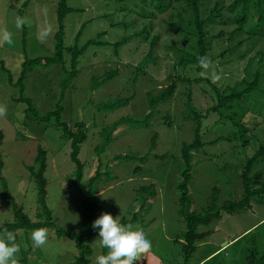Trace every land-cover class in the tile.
I'll return each instance as SVG.
<instances>
[{
	"label": "rangeland",
	"instance_id": "rangeland-1",
	"mask_svg": "<svg viewBox=\"0 0 264 264\" xmlns=\"http://www.w3.org/2000/svg\"><path fill=\"white\" fill-rule=\"evenodd\" d=\"M58 1L0 0V129L4 133L0 146L4 157L2 175L10 194L23 207L25 214L31 220H36V189L26 166L34 164L36 147L40 144L47 151L46 202L53 220L59 228L78 233L81 199L74 186L69 141L61 136L55 122L45 128L37 127L34 122L23 123L26 104L17 100L20 88L14 85L24 61L54 55L55 34L59 30L56 18ZM140 1L67 0L69 7L78 10L64 17V47H82L103 33L98 39L101 43L90 44L79 57L77 75L64 95L60 94V81L66 75L63 67L70 70V53L67 51L63 53V64L38 66L26 72L24 93L41 113L55 109L56 103L61 100L62 121L69 126L77 121L86 124L88 137L81 145L80 152L85 163L83 182L89 180L100 162L102 170H107L114 177L109 181L103 178L96 183L99 199L96 218L102 212L111 214L113 218L119 216L121 223L132 224L136 230L145 232L152 242L151 250L136 264H184L185 258L181 252L183 241L177 237L187 230V224L179 212L181 208L176 185L185 167L180 156L181 143L192 139L194 123L184 120L187 113L184 112L185 94L188 89L191 91L192 106L203 114L216 103V97L205 82L179 84L174 96L158 106L147 126L135 124V120H141L149 111L148 92L157 94L169 85L170 76L180 75L191 79L200 76L195 66L175 67V56L170 45L174 44L180 49L191 45V40L185 34L170 26L172 21L177 20L170 19L171 13L176 14V10L156 15L151 34H157L159 40L145 66L149 43L143 36H133L148 20L143 13L150 12ZM216 1L223 5V9L222 18L209 23V33L213 36L220 30L229 33L236 26L235 15L241 10V6L227 10L226 6L233 0H203V16L209 14ZM251 11L244 30L236 37L227 39L224 35L213 38V41L211 39L208 64L203 75L218 89L229 93L232 88L241 90L244 85L240 82L251 81L255 71H259V86L247 96L233 101L229 108L222 110L221 115L212 112L202 119L200 132L202 141L208 142L235 133L237 128L233 123L241 122L250 128L246 136L249 142L244 146L241 138L232 141L222 139L205 143L192 151L188 185L191 203L184 205L183 212L204 213L211 203L214 187L219 190L217 207L228 200L240 199L243 194L240 178L242 166L258 145L264 143V34L249 36L246 32L257 19L256 11L253 8ZM18 20L24 21L19 28L16 26ZM261 31L264 33V26ZM5 33L11 34V42L4 41ZM126 38V43L115 45ZM237 41L242 42L237 44ZM136 67L142 68L145 73L138 72L133 81ZM116 68L117 76L96 88L92 87V77L99 80L106 71ZM9 74L13 84L8 81ZM131 96L127 103L111 108L110 103L117 98ZM166 114L169 117L165 118ZM124 116H130L133 121L122 126L114 140L98 156L94 149L101 141V128ZM153 133H157L156 147L149 152ZM120 154L143 156L144 160L116 157ZM155 154H165L166 157L156 159ZM136 167L140 169L136 171ZM263 177L262 173L258 179ZM150 184H154L156 191L153 197L139 193L140 187ZM12 218L11 205L0 196V224ZM45 229L48 240L40 248L32 245L30 233L28 238L23 230L13 233L19 236L17 243L22 245V249L29 244L33 247L28 260L18 264H73L79 254L75 242L66 236L57 237L54 228ZM199 231H208V235L195 242L196 249L186 264H250L247 259L250 250L256 252V261L264 251V205L252 203L247 210L221 212L219 218L200 226ZM98 245V232L95 230L89 241L91 253L86 257L87 264H95L97 255L107 254V249H101ZM21 255L22 251L17 260Z\"/></svg>",
	"mask_w": 264,
	"mask_h": 264
},
{
	"label": "trees",
	"instance_id": "trees-1",
	"mask_svg": "<svg viewBox=\"0 0 264 264\" xmlns=\"http://www.w3.org/2000/svg\"><path fill=\"white\" fill-rule=\"evenodd\" d=\"M140 3L144 6L146 5L150 12L143 13V17L148 18V20L145 23H142V27L135 31L133 33V36H143L145 41L149 43V51L144 58L145 66L147 64V58L152 57L154 48L156 47L159 40L157 34H151L153 21L156 15H158V13H165L168 11L176 10V14L171 13L170 19L175 18L177 20L174 22L172 21L170 23V26L173 27L175 31H179L180 33L185 34L187 39L191 40V45L181 49L174 44L170 45L175 56V67L177 65L195 66V69L200 73V76L193 79L180 75L170 76L169 79L171 80V82L168 86L160 89L157 94L148 92L146 94V97L149 111L143 115V118L141 120H135V124H139V126H147L148 121L152 119L158 106L160 104L166 103L174 96L179 84H190L192 81L205 82L213 89L216 97V103L207 108L205 110V114H203L201 113V111L197 112L192 106L191 91L188 89L185 94L186 101L184 104V112L187 111V113H185L186 115L184 117V120L194 121V123L192 124L193 137L189 142L185 141L181 143L180 156L185 167L180 173L176 189L178 191V203L181 208L179 212L187 224V230L182 235L177 237L178 240L181 239V241H183V245H181V252L185 258L184 264H186L188 258L196 249L195 242H200L208 235V231H199L200 226H206L212 220L219 218L221 212L234 213L240 210H247L252 206V203L264 205V177L263 179H258L260 174H264V143H260L255 152L245 160L242 166L240 178L243 188V194L240 199L228 200L224 202L220 207H217L216 202L219 190L217 189V187H214L212 189L213 194L211 203L209 206H207V210L204 213L198 214L194 211L187 213L183 212L182 210L184 205L191 203L188 185L191 178L190 171L192 167V151L198 149L199 147H202L205 143H214L222 139L232 141L241 138L240 141L243 142L244 146L247 144V142H249V138H247L246 136L247 133L250 132V128L247 127L246 124L241 122L233 123L237 128V131L235 133H232L228 137H217L208 142L202 141L200 134L202 129L201 120L207 118V116L212 112L221 115L222 110L225 108H229L230 104L233 101L239 100L242 97L247 96L253 90L257 89L260 81L259 71H255L254 78L251 81L245 83L244 80H242L240 82V84L244 85L241 90L238 91L235 88H232L229 93H225L218 89L215 84L210 81V79L203 75V70L208 64L207 54L211 49L212 41L214 40L213 38H220L224 35L227 39L236 37L239 33H241L242 30H244V26L249 21L252 8L256 11L257 19L252 22L251 26L248 27L246 32L249 34V36L264 34L261 31L264 26V0H233L232 2H230L226 6L228 11H231L237 6H241L240 12L235 15L234 22L236 26L229 33H226L224 30H220L215 36L209 33L208 26L212 21H218L222 18L221 11L223 9V5H221L218 1L214 3L213 7L209 10V14L206 16H203L202 13L203 0H141ZM75 10L78 9L69 7L67 5V0L58 1L56 8V18L59 30L55 34L56 45L54 55L52 57H37L29 61H24L22 63L20 76L14 85L20 88V96L17 100L26 104V107L23 111V123L29 124L34 122L37 127L43 126V128H45L49 123L55 122L59 127L61 136L69 141V159L74 165V186L81 199L80 208L78 210V214L80 217L79 231L78 233H75L65 228H59L53 220L52 211L48 207L46 202L47 179L45 177V171L47 168V151L43 149L40 144H38L36 147L34 164L26 166L28 176L34 181L36 189L37 212L35 214L36 220L34 221L31 220L27 214H25L23 207L16 202L14 196H12L8 190L7 181L2 175L4 157L0 150V181L2 183L0 196L5 202H8L11 205L13 216L11 221H6L0 224V233H15V231L17 230H23V234H25V236L28 238V234L31 233V231L34 229L54 228L57 237L60 238L62 236H66L75 242L79 254L78 256H76L73 264H87L86 257L91 253L89 241L95 231V229H93L91 225L92 222L96 219V212L99 209L98 189L96 187V183L100 180H103V178L106 179V181H109L114 177H111L107 170H102L103 166L100 162L98 164V168L89 178V180L86 183L83 182V168L85 163L80 156V152L81 145L87 140L88 137V128L86 124L83 121H77L73 125L69 126L66 122L62 121L61 116L63 109L60 105L61 100L56 103L55 109L41 113L34 105L33 101L25 95V85L23 83L26 72L31 71L38 66L48 67L56 64H63V53L64 51H67L70 53V70H66L63 67V71L66 72V75L60 81V94L64 95L66 89L77 75V65L79 57L86 51L87 47L90 44L101 43L98 39L103 34L100 33L97 39L88 41L82 47H77L76 45H74L73 47L65 48L62 42L64 28L63 20L66 14ZM82 28L83 26L80 28L76 35L77 39L81 34ZM127 40L128 38L123 39L122 41L115 43V45H122L126 43ZM241 42L242 41H237L236 43L241 44ZM201 58H206L203 64L200 62ZM1 68L4 71H7V69L3 67V65H1ZM138 72H143V74L145 73L142 68L136 67L133 74L135 76L132 77L133 81L136 80ZM117 75L118 68L106 71L99 80L95 77H92V87L96 88L100 84L114 78ZM8 81L10 84H13L12 76L10 74ZM132 97L133 96L126 98H117L114 102L110 103L112 105L111 108H115L117 106L119 107L122 104L127 103ZM166 117H169L168 114L165 115V118ZM132 121L133 120L130 116H124L115 120L112 124L103 126L99 132L101 141L94 149L96 151V154L100 156L105 151L106 147L114 140L117 131L121 130L122 126L128 125ZM3 138L4 133L0 129V146L3 142ZM156 139L157 133H153L151 137L149 152H151L156 147ZM116 157L122 158L124 160H144L143 156L138 157L135 155L132 156L127 154H120ZM154 157L156 159H163L166 157V155L155 154ZM139 169L140 167H136V171H138ZM138 191L140 194L147 195L149 197H153L156 194L154 184L142 186L138 189ZM143 207L144 204L141 206V209H143ZM15 237L17 242L20 238L17 235H15ZM22 248L23 247L20 244V252L22 251V255L18 260L19 263L22 261L26 262L28 260L29 254L33 249L30 244L27 248ZM256 258V252L254 250H250V253L247 256L250 264H263L264 251L259 256L257 261Z\"/></svg>",
	"mask_w": 264,
	"mask_h": 264
},
{
	"label": "clouds",
	"instance_id": "clouds-1",
	"mask_svg": "<svg viewBox=\"0 0 264 264\" xmlns=\"http://www.w3.org/2000/svg\"><path fill=\"white\" fill-rule=\"evenodd\" d=\"M24 23L17 21L19 28ZM4 41L11 42V34L5 33ZM206 58H201V63ZM119 216L113 218L109 213H101L91 227L98 232L99 247L107 249V254L95 257V264H136L152 248L151 240L145 232L136 230L132 224H123ZM32 245L36 248L45 246L48 232L45 228L34 229L30 233ZM97 240V239H96ZM20 245L12 232L0 233V264H18L17 256Z\"/></svg>",
	"mask_w": 264,
	"mask_h": 264
}]
</instances>
